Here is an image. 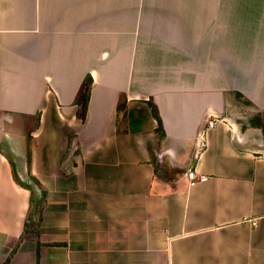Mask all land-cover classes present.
Wrapping results in <instances>:
<instances>
[{"label":"crops","instance_id":"1","mask_svg":"<svg viewBox=\"0 0 264 264\" xmlns=\"http://www.w3.org/2000/svg\"><path fill=\"white\" fill-rule=\"evenodd\" d=\"M233 91L264 109V0H0V264H264Z\"/></svg>","mask_w":264,"mask_h":264},{"label":"rangeland","instance_id":"2","mask_svg":"<svg viewBox=\"0 0 264 264\" xmlns=\"http://www.w3.org/2000/svg\"><path fill=\"white\" fill-rule=\"evenodd\" d=\"M224 75V81L227 85H234L235 81H240L242 79H248V77H252V75H257L255 73L245 74V73H231L230 68L226 67V71L223 74ZM246 77V78H245ZM252 79V78H250ZM87 83V81H86ZM84 91L81 93L80 96V109L83 110L84 101L88 100L87 96V86L85 85ZM250 92L259 93V90H253L248 89ZM89 91V90H88ZM229 96H232L231 103L224 105L223 113L228 115L229 119L235 124L237 134L241 133L236 139V141L246 147V148H255L260 155H264V114H262L259 109L264 110L254 104L253 102H248V100L245 97H239V94L237 92H230L228 93ZM239 97V98H238ZM234 98V99H233ZM154 107V106H153ZM155 108V107H154ZM218 115V114H217ZM220 116V113H219ZM82 117V115H80ZM218 117V116H217ZM217 117L214 114H209V117L207 118L205 122V131L207 129V122L209 120H214V125L217 122ZM222 117V114H221ZM23 124V122L17 121V126H20ZM29 124V123H28ZM36 120L34 119L31 123V125H35ZM20 129V128H19ZM245 135V136H244ZM206 138V137H205ZM195 154V151H194ZM187 171V169L185 170ZM36 188V186H34Z\"/></svg>","mask_w":264,"mask_h":264},{"label":"trees","instance_id":"3","mask_svg":"<svg viewBox=\"0 0 264 264\" xmlns=\"http://www.w3.org/2000/svg\"><path fill=\"white\" fill-rule=\"evenodd\" d=\"M87 80V79H86ZM87 96H88V90H89V86H87ZM249 102V101H248ZM148 106L152 112V115L154 116V118L156 119L158 126L156 128V132L160 135V137L163 136V132H162V125H161V121L158 117V115L156 114L155 108L153 107V105L151 104V102L148 101ZM87 107V101H84V105H83V110H85ZM259 111L264 114V110L259 109ZM17 182L26 187L27 189L30 190V207L28 210V220L26 224H30L31 226H37L39 223V220L41 218V210L43 207V203H44V199H45V192H44V188L43 186H41V184L36 180V178L34 177H30L31 183H25L22 182L18 179L17 175L14 174ZM34 186H36V188L39 189L40 192H36Z\"/></svg>","mask_w":264,"mask_h":264},{"label":"built area","instance_id":"4","mask_svg":"<svg viewBox=\"0 0 264 264\" xmlns=\"http://www.w3.org/2000/svg\"><path fill=\"white\" fill-rule=\"evenodd\" d=\"M214 120H209L207 122V128H211L214 126ZM205 137H206V131L205 130H201L197 136H196V150H195V154H199L200 151L204 148L205 146ZM185 176L188 180V185H193L198 181H203L205 179V176H202L200 174H197L194 170L192 169H188L185 172Z\"/></svg>","mask_w":264,"mask_h":264}]
</instances>
